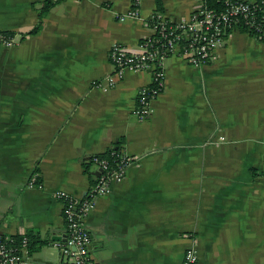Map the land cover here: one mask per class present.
<instances>
[{"label":"crops","instance_id":"crops-1","mask_svg":"<svg viewBox=\"0 0 264 264\" xmlns=\"http://www.w3.org/2000/svg\"><path fill=\"white\" fill-rule=\"evenodd\" d=\"M0 0V236L31 233L32 264H60L58 191L87 197L94 155L134 161L83 218L96 264H264V43L242 29L208 64L163 61V88L145 119L133 114L146 72L114 87L109 47L137 48L148 18L187 17L203 0ZM251 1V0H248ZM42 12L40 15L39 13ZM29 183L32 185L30 186Z\"/></svg>","mask_w":264,"mask_h":264},{"label":"built area","instance_id":"built-area-1","mask_svg":"<svg viewBox=\"0 0 264 264\" xmlns=\"http://www.w3.org/2000/svg\"><path fill=\"white\" fill-rule=\"evenodd\" d=\"M139 0H130V10L118 17L138 18ZM222 9L212 10L204 6L177 20L167 19L159 13H153L148 21L152 35L144 39L132 51L125 50L120 44H112L107 51V60L111 72L102 82L114 87L127 71L146 72L150 82L137 90L134 98L133 114L145 119L152 113V102L163 88V61L176 57L187 65L198 68L209 63L213 52L219 48L224 36L230 30L242 29L244 32L264 43V0H222ZM12 37L0 34V45L10 47ZM112 150L115 163L94 155L91 164L97 172V178L87 197L73 198L65 192L54 194L61 203L65 237L62 242H53L60 256V264H96L90 256V237L84 230L83 218L96 197L109 192L111 183L122 180L127 167L134 161L125 153ZM31 186L32 184L29 183ZM26 237L14 240L10 236H0V264H32ZM180 264H197V255L193 245L188 246Z\"/></svg>","mask_w":264,"mask_h":264},{"label":"trees","instance_id":"trees-1","mask_svg":"<svg viewBox=\"0 0 264 264\" xmlns=\"http://www.w3.org/2000/svg\"><path fill=\"white\" fill-rule=\"evenodd\" d=\"M52 1L51 0H45L42 2V5L44 7V9H47L48 7H50L52 5ZM222 0H203V5L205 8L207 9H212V10H219V9H222ZM155 9L157 12H160L161 11V5H160V2L159 0H155ZM42 12L39 13V15L41 14ZM4 36H11L10 34H7V33H2ZM144 40H141L139 43H142ZM112 150H108L107 152H105L104 154H101L99 155L100 158H103L105 159L108 164L113 167L114 166V163H115V160H114V157L113 155L111 154ZM14 240H19L21 237H13L11 236ZM26 244H27V247H28V250L29 251H34L36 247L39 246L40 243H43V241H39L37 236L36 235H33L31 233H28L26 234Z\"/></svg>","mask_w":264,"mask_h":264},{"label":"water","instance_id":"water-1","mask_svg":"<svg viewBox=\"0 0 264 264\" xmlns=\"http://www.w3.org/2000/svg\"><path fill=\"white\" fill-rule=\"evenodd\" d=\"M52 240H53V241H63V240H60L59 237H53Z\"/></svg>","mask_w":264,"mask_h":264}]
</instances>
